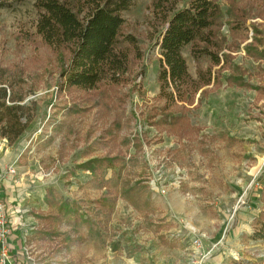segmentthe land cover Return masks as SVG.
<instances>
[{
  "label": "rangeland",
  "instance_id": "374dc122",
  "mask_svg": "<svg viewBox=\"0 0 264 264\" xmlns=\"http://www.w3.org/2000/svg\"><path fill=\"white\" fill-rule=\"evenodd\" d=\"M1 1L11 6L0 8V68L23 79V103L33 112L15 144L0 138V203L9 229L22 239L17 252L8 234L5 264H264V239L251 237L263 207L264 59L249 56L264 50V0H217L224 39L219 55L229 65L223 73L242 77L243 85L222 81L199 90L189 104L176 103L169 113L180 117L177 127L160 119V52L147 24L152 0H137L123 14L126 32L138 37L143 52L138 69L127 84L89 91L61 89L57 54L33 35L34 0ZM234 14L242 21L232 23ZM184 57L195 77L188 51ZM120 153L123 180L148 184L149 211H136L120 197L116 169L107 172L119 195L107 243L88 239L52 259L49 240L25 241L41 225L35 214L47 210V188L86 208L104 193L88 171L75 167ZM8 167L15 173L6 174ZM72 226L63 219L60 228ZM110 241L118 242L116 249Z\"/></svg>",
  "mask_w": 264,
  "mask_h": 264
},
{
  "label": "trees",
  "instance_id": "16d2710c",
  "mask_svg": "<svg viewBox=\"0 0 264 264\" xmlns=\"http://www.w3.org/2000/svg\"><path fill=\"white\" fill-rule=\"evenodd\" d=\"M136 2L34 0L36 20L33 35L57 54L61 89L89 91L104 83L119 86L129 82L132 72L141 64L143 52L138 45V37L126 32L123 14L130 11ZM10 6L0 0V8ZM234 9L237 14L238 9ZM149 11V36H156L155 44L160 52L157 80L158 97L164 102L160 107L162 125L177 127L180 117L170 115L169 110L178 102L189 104L195 94L206 86L212 84L219 87L222 81L239 87L243 85L242 77L235 78L223 73L224 67L229 65L225 63L228 58L224 56L221 60L219 55L224 39L219 35L221 12L217 0H152ZM235 19L234 14L232 23L242 17ZM232 28L238 29L236 24ZM186 51L196 65L195 77L188 70L184 57ZM249 56L262 60L264 50L258 56L252 52ZM223 60L225 66L213 70ZM202 61L207 62L205 67ZM22 82L21 77L0 68V138L5 139L8 146L21 138L32 121L33 112L23 103L25 94ZM203 94L204 91L201 96ZM123 160L120 153L96 157L75 167L76 170L88 171L90 181L104 193L86 208L59 196L53 188H47L43 197L47 210L35 214L41 225L38 224L35 232L24 238L25 241L45 243L44 240H49L48 253L54 259L58 253L66 254L71 245L78 246L88 239L107 243L104 234L119 195L136 211H149L151 192L148 184L143 180H123L120 174ZM116 169H119V195H113L110 179L107 178V172ZM260 201L263 207L252 221L251 237L254 239H264V190ZM63 219L73 221L72 231L60 228ZM16 237L22 243L21 235L17 234ZM109 243L117 248V241ZM168 245L172 246L170 243Z\"/></svg>",
  "mask_w": 264,
  "mask_h": 264
},
{
  "label": "built area",
  "instance_id": "2783aa9c",
  "mask_svg": "<svg viewBox=\"0 0 264 264\" xmlns=\"http://www.w3.org/2000/svg\"><path fill=\"white\" fill-rule=\"evenodd\" d=\"M6 174H14L15 170L12 167L6 168ZM1 177V176H0ZM8 216L4 203H0V264H5L6 261L10 258L9 249L7 246V236L11 232L8 227ZM194 243L198 246L200 245L199 239L197 236L194 238Z\"/></svg>",
  "mask_w": 264,
  "mask_h": 264
},
{
  "label": "crops",
  "instance_id": "0c3cea01",
  "mask_svg": "<svg viewBox=\"0 0 264 264\" xmlns=\"http://www.w3.org/2000/svg\"><path fill=\"white\" fill-rule=\"evenodd\" d=\"M17 232L14 230L11 231V237H12L11 248H16V249H18L17 252H19V249L22 247H21L20 239L16 237V235L18 234Z\"/></svg>",
  "mask_w": 264,
  "mask_h": 264
}]
</instances>
